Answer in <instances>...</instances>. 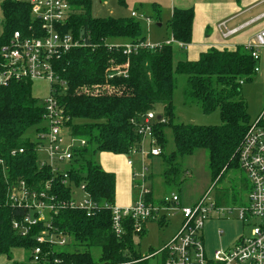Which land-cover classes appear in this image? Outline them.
<instances>
[{"label":"trees","instance_id":"trees-1","mask_svg":"<svg viewBox=\"0 0 264 264\" xmlns=\"http://www.w3.org/2000/svg\"><path fill=\"white\" fill-rule=\"evenodd\" d=\"M65 1L71 6L72 14L64 32L80 38L82 47L72 49L54 62V72L61 83L54 85V97L65 115L73 120L68 124L71 132L87 141L86 147L78 152L71 177L76 184L85 185L97 208L91 217L83 210H65L54 220L56 229L73 238L74 247L72 251L55 253L52 259L58 258L61 264H149L150 259L143 258L135 248V236L144 237L146 233H137L134 221L125 222L121 239L114 234L111 209L116 205V175L104 171L94 157L99 152L126 156L132 149L139 150L142 138L136 128L138 121L162 105L163 119L154 122L162 155L167 144L164 133L167 127L172 129L175 142V151L163 156L165 184L179 180L181 158L205 150L209 155L210 189L214 190L230 171L240 168V152L254 123L242 87L253 82L258 62L248 50L238 47L211 49L197 61L176 63L177 43L184 48L192 42V10L173 12L169 27L176 44L151 49L140 47L146 42L140 21L132 17L94 18L92 0ZM118 3L127 6V0ZM2 10L0 72L1 49L16 32L26 38L42 35L30 4L6 0ZM108 41L128 44L109 45ZM128 47H132L130 52ZM179 75L187 77L183 91L185 103L200 105L206 115L219 112L221 125L174 124L173 101ZM32 87V82L0 86V159L5 163V168L0 166V257L8 259L15 250L37 246L34 237L23 238L15 233L13 223L22 220L27 212L14 208L7 199V180L21 179L30 184L40 175L36 144L25 136L28 130L42 123L44 116L41 100L34 97ZM77 120L87 123L74 124ZM20 149H24L23 154H19ZM62 196L70 198L64 190ZM215 196L221 204L229 199L228 191L224 190ZM148 200L153 201V196ZM42 227L36 228L37 235ZM92 249L101 251L98 261L92 256Z\"/></svg>","mask_w":264,"mask_h":264},{"label":"built area","instance_id":"built-area-1","mask_svg":"<svg viewBox=\"0 0 264 264\" xmlns=\"http://www.w3.org/2000/svg\"><path fill=\"white\" fill-rule=\"evenodd\" d=\"M5 1L0 0L2 4ZM12 1L31 5L32 16L40 22L42 35L26 38L16 32L10 42L2 47L0 86L45 81L50 83V97L40 101L44 116L34 140L40 173L38 180L30 184L21 179L7 180V199L14 208L27 212L22 220L13 223V229L23 238L34 237L37 246L25 250L32 251L31 260L36 264H61L58 258H52L55 253L69 251L67 246L71 237L56 229L53 226L54 220L65 210H83L87 217H91L97 208L85 185L76 184L71 177L78 152L86 147L87 141L74 136L68 126L73 120L65 115L54 97V85L61 84L54 72V62L72 49L82 47V42L73 33L64 32L72 14L71 6L65 0ZM131 17L143 20L148 25L151 23L145 14L133 12ZM262 19L264 14L255 21L234 29L229 28V21H224L218 25V30L224 39H229ZM177 45L182 47L181 44ZM263 48L264 29L245 49L259 62V53ZM131 49L132 47H128L129 52ZM258 72L259 67L256 66L255 73ZM157 117L156 112L152 111L138 121L136 128L142 138V146L139 150L132 149L125 156L130 168H134L142 159L162 155L154 134ZM146 141L152 146L148 154L142 148ZM18 152L23 154L24 149ZM16 154L17 152H13V155ZM239 162L241 171L249 181V194L238 206L219 203L212 189L192 205H185L177 193L157 200L146 185L149 170L143 166L141 172L133 171V188L137 197L128 208L117 205L112 207L114 234L121 239L127 220L134 221L136 232L141 233L147 222L167 223L170 215L178 214L182 217L178 233L155 254L160 257L161 264H264V124L260 119L248 131ZM0 166L5 168L1 159ZM62 190L68 192L70 198H63ZM152 196L153 201H149ZM213 219L237 220L248 227L249 231L231 248L217 250L212 256H208L202 233L205 223ZM40 226L43 227L37 235L35 230Z\"/></svg>","mask_w":264,"mask_h":264},{"label":"rangeland","instance_id":"rangeland-1","mask_svg":"<svg viewBox=\"0 0 264 264\" xmlns=\"http://www.w3.org/2000/svg\"><path fill=\"white\" fill-rule=\"evenodd\" d=\"M137 12L138 14H145L150 18L151 23L148 25L145 21L141 20V27L143 30V35L146 37L144 43L145 48L158 47L165 44L168 39H170V33L167 32L168 26L165 21V16H162L163 28H159L160 24L156 18V14L152 10L151 4L141 7L140 3H135L134 0H127V6H120L118 0H108L104 2L103 0H92V16L94 18H131V14ZM165 14V13H164ZM163 14V15H164ZM33 17V16H32ZM4 19V13L2 10V3L0 2V34H2L1 22ZM109 45L124 44V41H108ZM142 47V46H140ZM262 51V50H260ZM185 52L177 47H175V62L185 61ZM257 73L255 74V76ZM254 76V78H255ZM177 90L174 94V106H175V120L174 124H196L201 126H214L221 125L222 121L220 118V113L215 112L210 115H206L202 112L200 105L198 104H186L183 96V91L185 89L187 77L183 75L177 76ZM254 80V79H253ZM253 83V82H252ZM251 83L246 84L242 87L243 96L245 100L247 99L244 95V89L250 86ZM253 87V86H252ZM33 95L41 101L50 97V83L45 81H35L33 83ZM252 101L246 100L249 105V114L252 122H255L260 114V96H262V90L257 87V85L252 88ZM155 112L158 116L163 113V106L157 105L155 107ZM158 118V117H157ZM73 122V121H72ZM82 123H87V121L77 120L74 124L82 125ZM44 125V123L42 124ZM37 128L28 130L26 132V137L35 140ZM67 128L65 129V131ZM166 137V147L164 149V155H170L175 151V142L172 129L167 127L164 130ZM159 146V145H158ZM151 145L149 141L144 142L143 151L148 154L151 150ZM162 149L159 146L158 147ZM110 154V153H109ZM156 158H145L141 162L136 163L133 169L134 172H141L142 167L145 166L149 170V177L147 178L146 185L149 187L153 196L162 199L165 195L172 193H178L182 202L185 205H192L196 203L211 187L212 179L209 171V155L205 150L197 151L193 156L184 157L180 159L181 172L179 180L171 185H167L163 179L164 170V159L163 156ZM122 156V157H121ZM117 157V156H115ZM119 159L107 156V153H98L94 160L98 165H102V159L107 166L116 167L118 169H124L127 164V159L123 155H118ZM126 160V164H125ZM249 181L246 175L239 168L238 170H232L229 172L228 176L224 181L219 183L217 187L213 190V194L216 195L217 192L228 191L229 199L226 201L227 205H241L243 201L246 200L249 194L248 190ZM133 188V179H132ZM134 200H136L137 192L133 188ZM181 216L178 214L170 215L168 217V223L163 225L159 221H150L144 225L143 232H145L144 237L139 235L135 236L134 244L138 253L143 257L150 259L149 264H159L160 257L155 256L154 250H158L162 247L164 242H167L176 233L177 226L181 220ZM249 231V228L244 226L243 223L237 220H209L205 223L203 227V238L205 243V248L207 254L212 256L215 251L221 249L231 248L236 244V242ZM74 241L73 238L68 240L67 250H73ZM152 249V250H151ZM80 250L84 251V248ZM94 260L98 261L101 255L99 249L91 250ZM32 251L25 250H15L11 254V259L6 256L0 257V264H36L31 260Z\"/></svg>","mask_w":264,"mask_h":264},{"label":"crops","instance_id":"crops-1","mask_svg":"<svg viewBox=\"0 0 264 264\" xmlns=\"http://www.w3.org/2000/svg\"><path fill=\"white\" fill-rule=\"evenodd\" d=\"M134 1L137 4L140 3L141 7H144L145 4L146 5L151 4L152 10L156 14V18L160 23L158 25L159 28H163V23L167 22L166 23L168 26L167 32L170 33V39H168V41L165 44H169V43L176 44V42H174L172 38L169 27L174 10H192L194 12V23H193L191 44L185 46L184 48L177 45L179 49L185 52V57H186L185 61H197L203 53H206L211 49L236 50L238 47L245 48L247 45L253 43L256 35L262 29H264V19H262L245 27L243 30H241L239 33H237L235 36L229 39H224L222 34L218 30V25L224 21H229L228 24L229 28L234 29L249 24L252 21H255L256 19L260 18L264 14V0H240L239 2H237V0H134ZM162 16H165L164 22L162 21ZM124 44H128V43H124ZM261 50L262 51H260L259 53L260 59L257 64V66L259 67V72L255 76L253 83H251L250 86L244 89V95H246L251 105L252 88H254V86L257 85V87H259L262 90V96H260V101H261L260 114L257 120L262 118V122L264 124V113H263L264 48ZM248 114H249V105H248ZM107 156L109 157L114 156V158L119 159L117 158L118 155L107 153ZM102 163L103 164L100 166L104 171L116 175V205L121 208L130 207L133 204V200L135 198L132 188L133 169H131L126 164V160H125L126 165L124 169H118L116 167L107 166L104 162V159H102ZM154 198L157 200L160 199L155 196ZM180 218L181 220L179 221V225L177 226L178 227L177 231L171 237V239L178 233L181 227L182 217ZM160 224L163 225V223ZM169 241L164 242L162 247ZM162 247L160 249H162ZM160 249L154 250L155 254L158 253ZM159 264H161V259Z\"/></svg>","mask_w":264,"mask_h":264},{"label":"water","instance_id":"water-1","mask_svg":"<svg viewBox=\"0 0 264 264\" xmlns=\"http://www.w3.org/2000/svg\"><path fill=\"white\" fill-rule=\"evenodd\" d=\"M157 120L161 121L162 120V116H158Z\"/></svg>","mask_w":264,"mask_h":264}]
</instances>
